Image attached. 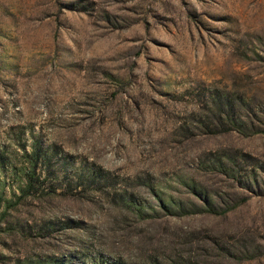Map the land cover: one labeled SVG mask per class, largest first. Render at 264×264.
<instances>
[{
  "label": "rangeland",
  "instance_id": "obj_1",
  "mask_svg": "<svg viewBox=\"0 0 264 264\" xmlns=\"http://www.w3.org/2000/svg\"><path fill=\"white\" fill-rule=\"evenodd\" d=\"M0 155V264H264V0H0Z\"/></svg>",
  "mask_w": 264,
  "mask_h": 264
},
{
  "label": "trees",
  "instance_id": "obj_2",
  "mask_svg": "<svg viewBox=\"0 0 264 264\" xmlns=\"http://www.w3.org/2000/svg\"><path fill=\"white\" fill-rule=\"evenodd\" d=\"M217 101H218V103H217L218 107H222L224 114H226V109H229V111H227V114H226L228 119H229V122L227 121V124L228 125H232L233 127H236L235 129H232V130H236V131H239V132L244 130L243 126H238L239 124L234 119V117L231 116L232 114L231 115L229 114L230 111H232L231 108H230L229 102L226 101V100H223L222 98L220 100H217ZM220 115H222V114H220ZM36 156H38V153H37ZM225 161L226 162L223 163L222 160H220V167L223 169L224 172L230 173V175H234V174H231V173H234V169H232L231 167L228 168L227 164L228 163H235V162L232 161L229 156L226 157ZM28 163H29V166H31V167H29L30 168L29 170L34 172L35 171V166H36L35 165L36 164V160L34 158H32V157H29ZM0 164H2V165L4 164V157L2 155H0ZM32 181H33V177L30 176V178L27 180V184H28L27 188H30V186H32ZM199 200L201 201L200 211L208 212V213H218L217 206L210 199H208L207 197L200 196ZM8 201L9 200H7L5 198L3 193L0 192V206L2 205V203H8ZM160 206L162 207V209L166 210L171 215H183V214L187 213L185 208L182 205H180V204H176L175 206L171 205V207H168L166 204H161L160 203ZM52 264H57V263L55 262V263H52Z\"/></svg>",
  "mask_w": 264,
  "mask_h": 264
}]
</instances>
